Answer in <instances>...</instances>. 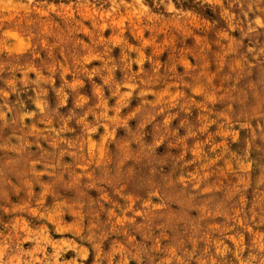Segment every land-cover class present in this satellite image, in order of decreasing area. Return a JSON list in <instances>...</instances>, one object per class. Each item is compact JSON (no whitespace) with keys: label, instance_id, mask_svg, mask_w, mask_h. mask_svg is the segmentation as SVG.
I'll use <instances>...</instances> for the list:
<instances>
[{"label":"clouds","instance_id":"clouds-1","mask_svg":"<svg viewBox=\"0 0 264 264\" xmlns=\"http://www.w3.org/2000/svg\"><path fill=\"white\" fill-rule=\"evenodd\" d=\"M0 264H264V0H0Z\"/></svg>","mask_w":264,"mask_h":264}]
</instances>
